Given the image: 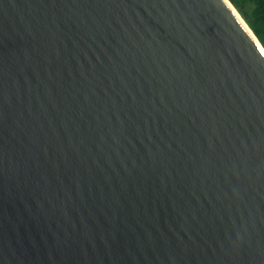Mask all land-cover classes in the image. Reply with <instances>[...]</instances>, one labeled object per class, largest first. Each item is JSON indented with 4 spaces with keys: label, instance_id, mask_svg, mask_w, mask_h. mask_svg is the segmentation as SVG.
Listing matches in <instances>:
<instances>
[{
    "label": "water",
    "instance_id": "obj_1",
    "mask_svg": "<svg viewBox=\"0 0 264 264\" xmlns=\"http://www.w3.org/2000/svg\"><path fill=\"white\" fill-rule=\"evenodd\" d=\"M252 37L226 0H0V264H264Z\"/></svg>",
    "mask_w": 264,
    "mask_h": 264
},
{
    "label": "trees",
    "instance_id": "obj_2",
    "mask_svg": "<svg viewBox=\"0 0 264 264\" xmlns=\"http://www.w3.org/2000/svg\"><path fill=\"white\" fill-rule=\"evenodd\" d=\"M246 21L264 49V0H229Z\"/></svg>",
    "mask_w": 264,
    "mask_h": 264
},
{
    "label": "bare ground",
    "instance_id": "obj_3",
    "mask_svg": "<svg viewBox=\"0 0 264 264\" xmlns=\"http://www.w3.org/2000/svg\"><path fill=\"white\" fill-rule=\"evenodd\" d=\"M226 2L229 4V6L232 8V10L235 12V14L239 17L240 21L242 22V24L245 26V28L249 31V33L253 36L252 38L254 39V41L258 44V41L256 40L255 36L253 35V32H251V30L249 29V27L247 26V24L242 20V18L240 17V15L238 14V12L235 10V7L232 5V3H230L228 0H226ZM260 46V45H259ZM261 47V46H260Z\"/></svg>",
    "mask_w": 264,
    "mask_h": 264
},
{
    "label": "rangeland",
    "instance_id": "obj_4",
    "mask_svg": "<svg viewBox=\"0 0 264 264\" xmlns=\"http://www.w3.org/2000/svg\"><path fill=\"white\" fill-rule=\"evenodd\" d=\"M233 6H234V5H233ZM235 10L238 12V14H240L239 11H238L236 8H235ZM241 17H242V16H241ZM242 20H243V19H242Z\"/></svg>",
    "mask_w": 264,
    "mask_h": 264
}]
</instances>
